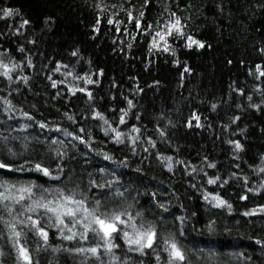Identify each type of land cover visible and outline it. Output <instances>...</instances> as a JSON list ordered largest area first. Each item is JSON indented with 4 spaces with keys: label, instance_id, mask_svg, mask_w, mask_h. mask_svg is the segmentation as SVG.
<instances>
[{
    "label": "trees",
    "instance_id": "1",
    "mask_svg": "<svg viewBox=\"0 0 264 264\" xmlns=\"http://www.w3.org/2000/svg\"><path fill=\"white\" fill-rule=\"evenodd\" d=\"M97 2L0 0V8L19 10L12 17L0 13V54L9 67L20 65L12 80L0 76V98L11 102L6 111L9 106L0 100V161L13 169L39 163L61 176L56 181L34 170L0 169V181L83 191L108 209L131 204L133 215L142 213L158 234L174 236L191 264H200L209 251L216 254L214 264H264V0H153L146 22L155 23L167 7L184 19L186 34L204 44L187 48L183 39H170L169 52L150 51L147 37L133 40L131 25L128 35L123 26L117 33L103 21L95 31L102 15ZM133 2L139 7L143 0ZM24 20L29 23L20 28ZM69 71L72 75H65ZM86 75L93 84L75 78ZM79 88L86 92L73 93ZM121 110L127 112L124 124L118 123ZM109 125L124 134V143L105 134ZM134 127L140 132H132ZM236 141L242 150L235 149ZM165 157L172 158L171 170ZM217 176V183H207ZM90 181L111 183L112 189L90 187ZM205 195L219 196L231 209L215 207ZM253 210L255 215H244ZM212 220L210 234L206 225ZM49 234L47 250L28 234L33 264H158L156 255L165 264L167 259L163 244L141 256L117 237L113 253L119 260L103 249L97 260L64 251L95 246L91 234L80 242L62 240L55 229ZM0 250L7 253L2 264H17L6 235Z\"/></svg>",
    "mask_w": 264,
    "mask_h": 264
},
{
    "label": "snow or ice",
    "instance_id": "2",
    "mask_svg": "<svg viewBox=\"0 0 264 264\" xmlns=\"http://www.w3.org/2000/svg\"><path fill=\"white\" fill-rule=\"evenodd\" d=\"M153 0H143V3L137 7L133 0H116L114 3H107L106 0H98L94 4L95 8L100 9L102 15L97 16L95 31H99V25L103 21L107 25L115 28L117 33L121 32V27L123 26V34H130L129 26H133L134 31H132V39L136 40L137 37H147L149 50H157L163 52H169L171 50V45L169 40L183 39L185 41L184 46L191 48L196 45L200 48L204 47L201 41L195 40L193 36L187 35L185 32L186 24L184 19L178 15L175 11H168L167 7L164 8V12L161 14V18L155 23H148L145 21V9L148 5L152 3ZM0 13L3 17H12L13 15H19V10H13L12 8H0ZM122 17V18H121ZM166 17V18H165ZM29 21L24 20L20 25L23 28L27 25ZM20 29H17L19 31ZM128 48L132 47L131 43L127 44ZM23 51V49H21ZM175 55L174 50L171 53ZM73 56L77 55V52L72 53ZM3 54H0V76L7 77L12 80L13 77L11 73L18 69L20 65L12 63L11 67L9 64L3 63ZM30 63V62H29ZM178 63V61H177ZM67 68V65H63ZM56 72L61 71V66L58 65L55 68ZM185 72L188 71L187 68L184 69ZM102 74V73H99ZM98 74V75H99ZM264 75V72L260 73ZM65 75L71 76L72 73L69 71ZM76 79H83L87 84H93L91 76H77ZM25 83H27V77L21 78ZM48 79L51 81V86L56 88L57 81L52 80L49 76ZM64 83V81H60ZM75 91L86 92L85 88L73 89ZM89 98H91V92H87ZM251 100V97H248ZM4 104L9 107L7 110H11V102L8 100H3L0 98ZM129 107L132 106V101H127ZM254 107H259V105H253ZM215 107V105H213ZM122 111V115L119 117L118 123L124 124V116L127 112ZM23 115L31 120L33 117L29 116L28 113H23ZM96 118L103 121L104 124L108 125L109 122L103 114L96 112ZM68 119H73V117L68 116ZM138 119V117H137ZM193 119L199 121V116H194ZM235 119H239L238 117ZM199 126V124H197ZM24 127H27L25 125ZM41 127H46V125H41ZM83 132L84 129H79ZM105 134H114V139L116 143H124L122 137L124 134L117 130V128L109 127L104 129ZM132 132L139 133V128H133ZM65 135H72L71 133H65ZM163 136V132H161ZM74 139L85 142L83 137L75 136ZM131 143L135 145L139 140L138 136L130 137ZM57 141H52V144H56ZM154 146V142H153ZM236 150H242V145L239 141L234 143ZM57 156L62 155L59 151L56 152ZM105 159H111L110 156L104 154ZM167 160L168 168L171 170V157H165ZM183 163V162H180ZM209 167L214 168V164H209ZM0 169H7L9 171H36L45 177H50L53 180L60 181L61 176H53L52 172L47 167H43L41 164L37 163L32 165L29 169H23V166L13 169L11 165L5 164L0 161ZM103 171V169H101ZM264 172V168L260 169ZM60 172L63 173V169L60 168ZM220 179L209 178L207 180L208 184H215ZM245 179H247L245 177ZM223 183H227L224 181ZM90 187H95L97 189H112V184H96L95 181H90ZM251 191V189H249ZM113 194L116 197H124V193L118 190H113ZM246 198V197H242ZM204 199L209 203H212L215 207H227L231 209V205L227 201L221 199L219 196L209 197L204 196ZM133 206L131 204L122 205L118 209H108L101 203L99 198H93L89 201L88 196L83 191H78L75 189L65 190L63 188H44L41 185L28 184L21 185L17 187L15 184H9L6 181H0V239L7 236V239L15 252V258L17 264H33V258L30 254V249L26 245L28 244V234L31 233L35 242L43 247L44 250L51 248L49 244V230L55 229L59 237L65 241H88L89 234H91L92 240L95 241V246L92 247H76L74 249H64L67 252H75L79 254H90L97 260L100 259L101 249L106 254H112L113 258L119 260V257L114 256L113 250L118 248L119 245L115 243V239L119 237L123 240L127 246V250L130 252H138L141 256L146 255V250H151L153 253L156 252L157 248L164 245L163 251L167 253V259L165 264H191V262L186 257L185 251L178 244L174 236L164 237L163 234H158L157 226L146 221L143 214L136 212L133 215L130 209ZM260 211L264 212V208ZM256 211L244 213L245 216L255 215ZM8 217L6 219L5 217ZM181 223H183V218H179ZM214 220L209 221L206 225L207 231L212 234L215 232ZM181 235L183 233L181 232ZM257 243H260L257 241ZM41 248L38 247L35 251H40ZM53 252H58L60 248H52ZM7 253L0 250V257H5ZM156 260L159 264L160 256L156 255ZM87 259V256H85ZM216 260V254L214 252H207L204 258L200 261V264H214ZM2 264V261H0ZM38 264V261L36 262ZM102 264V262H101ZM127 264V262H125Z\"/></svg>",
    "mask_w": 264,
    "mask_h": 264
}]
</instances>
